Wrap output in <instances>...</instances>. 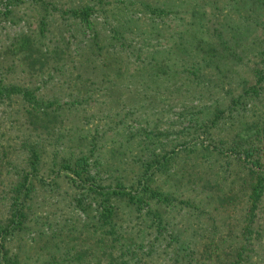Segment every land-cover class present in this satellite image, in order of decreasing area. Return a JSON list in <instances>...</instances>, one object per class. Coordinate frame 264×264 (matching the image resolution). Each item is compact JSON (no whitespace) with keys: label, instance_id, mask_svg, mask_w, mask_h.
Masks as SVG:
<instances>
[{"label":"rangeland","instance_id":"374dc122","mask_svg":"<svg viewBox=\"0 0 264 264\" xmlns=\"http://www.w3.org/2000/svg\"><path fill=\"white\" fill-rule=\"evenodd\" d=\"M85 7L93 10L90 29L73 16ZM24 37L47 61L25 62ZM224 42L226 52L207 60L204 44ZM0 86L30 90L63 113L62 126L38 138L27 127V105L0 97V222L9 189L29 172L27 148L43 154L23 231L2 242L14 260L76 264L78 252L96 251L98 205L60 171L62 159L92 143L91 169L103 187H129L152 154L175 148L168 174L154 178L173 202H151L147 215V208L112 201L122 260L200 264L205 243L222 251L240 243L245 202L219 210L199 183L225 191L232 176L246 175L229 149L246 126L264 123V0H0ZM256 147L264 171V148ZM253 230L251 264H264V198Z\"/></svg>","mask_w":264,"mask_h":264},{"label":"trees","instance_id":"16d2710c","mask_svg":"<svg viewBox=\"0 0 264 264\" xmlns=\"http://www.w3.org/2000/svg\"><path fill=\"white\" fill-rule=\"evenodd\" d=\"M92 13L93 10L90 7H85L78 12H74L73 16L80 19L85 28L90 29ZM202 43L199 45H203ZM21 45V52L27 54L24 60L25 62L29 61L31 66L47 61L38 54V51L33 48L31 40L27 37L22 38ZM204 45L207 47L202 51L210 62L219 58L228 49L226 42L215 46L211 43ZM216 62L214 63L216 64ZM193 79L196 82L199 81L197 74L193 76ZM3 95L7 98L11 96L19 97L27 105L28 108L25 110L27 127L31 128L32 132L37 133L38 138L42 134H50L51 136L52 132L61 125V121H58V119L63 113L61 106L57 103L38 100L32 91L17 86L8 88L0 86V97H3ZM210 123L213 128L217 124L215 120ZM203 127H207L209 130L211 128L209 125ZM242 133L243 136L236 137L237 143H232L229 155L230 158L233 157L237 167L246 168V175L232 176L234 181L225 191L220 189L217 183H211L209 180L199 183L202 191L207 192L204 197L205 200H209L211 204L213 202L219 210L226 211L235 208L238 202H245L246 211L239 233L240 243L232 250L224 251L221 250L219 243L213 241L205 243L199 253L198 261L200 264H251L252 262L250 249H252L254 242L258 240V233L253 229L260 203L264 198V171L259 156L260 148L256 147L261 145L264 148V123L246 126ZM93 149L94 144L92 143L90 151L80 153L77 157L62 159L60 163V171L64 173L67 182L79 194L92 198L98 205L94 217L96 226L92 230V232H98L94 244L96 251L89 254L83 251L78 252L73 257V261L76 264H83L88 262L87 260L90 258L91 261L98 258L97 261L101 264H129L128 261L121 259L124 253L119 251L120 240L115 223L117 213L112 201L125 202L127 206H135L139 211L147 208V215L152 214L151 202H154L157 206L160 204L169 205L173 202L175 200L173 195L163 193L158 187L154 186V178H160L168 174L175 148L152 154L147 162L142 163L138 179L129 187H123L121 183H115L114 186L108 185L107 187L100 185L101 177L98 174H93L91 169V159L94 156ZM27 150L29 172L19 175L15 184L9 189L8 215L4 221L0 222V264H25L14 260L4 248L2 242L13 233L23 231V223L26 218V202L30 199V194L33 191L32 180L38 178V172L42 164L43 154L41 150L34 146L28 147ZM75 200L77 206L81 208L83 201ZM183 204L189 206L186 202ZM153 216L157 219L156 228L159 231L162 230L161 216L157 215V211H153Z\"/></svg>","mask_w":264,"mask_h":264}]
</instances>
